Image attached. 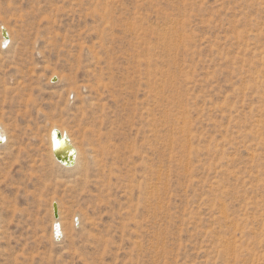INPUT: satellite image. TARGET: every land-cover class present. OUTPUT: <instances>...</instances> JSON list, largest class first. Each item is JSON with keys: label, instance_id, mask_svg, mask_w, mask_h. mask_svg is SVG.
I'll use <instances>...</instances> for the list:
<instances>
[{"label": "rangeland", "instance_id": "1", "mask_svg": "<svg viewBox=\"0 0 264 264\" xmlns=\"http://www.w3.org/2000/svg\"><path fill=\"white\" fill-rule=\"evenodd\" d=\"M2 28L0 264H264V0H0Z\"/></svg>", "mask_w": 264, "mask_h": 264}, {"label": "bare ground", "instance_id": "2", "mask_svg": "<svg viewBox=\"0 0 264 264\" xmlns=\"http://www.w3.org/2000/svg\"><path fill=\"white\" fill-rule=\"evenodd\" d=\"M2 32L4 33V36L2 37V42L0 43V48H2V46L6 45L7 43H9V46H10L11 43H12L10 40H8L10 38L8 31H6L5 28H2ZM54 81H56V78H54ZM55 132H59L62 137H65V138H67L70 141V145H71V147L73 149L74 156H73L72 163L69 164V165L61 163L54 156V144H55L54 137H55ZM49 141H50V148H51L50 150L52 152L51 154L55 157V159H56V161L58 163H60L64 167H66L65 169L71 168L76 163H78L79 152H78L76 146L74 145L72 139L70 138V136L68 135L67 132L61 131L58 128H54L50 132V140ZM8 143H9L8 136H7L6 132L3 130V128L0 127V147L7 146ZM103 161L105 163L103 165V173H102V178H101L102 179V183L107 184L106 186H110L112 181L117 178V168L114 167L117 164V151L114 152V151L110 150L108 147H106V149L104 150ZM137 163H139V161H137ZM142 165L143 166L145 165V170H146L147 169L146 162L144 163V161H142V163H140V166H138V167H141ZM138 167L136 166L135 170H139V169H137ZM136 178H137V176L135 174V179ZM135 183H136L135 184L136 187H133V188L134 189H138L139 199L142 200V201H145L146 199H148L149 188L147 189V185H146L147 183L145 182V183H139L138 184L137 180L135 181ZM138 211L139 210H136L135 214H132V219H136V217H137V213L136 212H138ZM75 218H76V216L73 218V221L70 222V223L64 222L61 218H59V219L56 218L57 220L53 222V227L55 226V230H53V239H54V235H55L54 233L56 232V235H55L56 237H58L60 235H62L63 238L69 237L71 239V243H74V237L76 236V231H77L76 230V224H75ZM56 227H57V230H56ZM87 240H88V237H87ZM93 240H94L92 242L93 245H95V244L98 245V244L101 243V238L99 236H97V235H94ZM103 254L107 255V252L105 251ZM104 257L105 256H102V257H98L97 256V258H92L90 264H100V263H97L98 260H104ZM82 258H83L84 262L89 261L88 258H85V257H82Z\"/></svg>", "mask_w": 264, "mask_h": 264}, {"label": "water", "instance_id": "3", "mask_svg": "<svg viewBox=\"0 0 264 264\" xmlns=\"http://www.w3.org/2000/svg\"><path fill=\"white\" fill-rule=\"evenodd\" d=\"M54 142V156L56 159L63 164H71L73 161L74 152L70 145V141L67 138L62 137L59 132H55ZM54 213L55 217L58 218L57 204L54 205Z\"/></svg>", "mask_w": 264, "mask_h": 264}]
</instances>
